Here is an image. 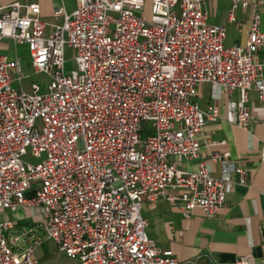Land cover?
I'll return each instance as SVG.
<instances>
[{
    "label": "built area",
    "instance_id": "1",
    "mask_svg": "<svg viewBox=\"0 0 264 264\" xmlns=\"http://www.w3.org/2000/svg\"><path fill=\"white\" fill-rule=\"evenodd\" d=\"M74 1L70 15L54 11L63 21L49 34L38 5L0 9V42L26 46L32 75L46 77L44 92L26 89L19 59L0 55V210L13 215L0 222V264H41L45 242L77 264H198L158 247L141 210L164 200L184 218L194 209L212 218L230 175L243 184L229 153L210 157L218 179L203 160L195 171L176 165L200 158L197 136L220 118L218 106L194 102L200 85L227 100V121L241 130L255 119L251 92L264 110L259 15L245 46H225V29L206 22L207 0ZM227 1L233 22L247 4ZM28 152L42 160L25 162ZM234 264L255 262L246 255Z\"/></svg>",
    "mask_w": 264,
    "mask_h": 264
},
{
    "label": "crops",
    "instance_id": "2",
    "mask_svg": "<svg viewBox=\"0 0 264 264\" xmlns=\"http://www.w3.org/2000/svg\"><path fill=\"white\" fill-rule=\"evenodd\" d=\"M233 22L228 21L231 3L227 0H207L204 11L207 24L219 25L225 29L224 45L245 46L252 16L259 15V31L264 33V0H240ZM13 3L38 5L40 19L46 25L45 33L60 25L62 17H54L58 8L70 15L76 9L74 0H0V9ZM225 45V46H227ZM23 49L25 55H21ZM0 55L9 60L18 58L22 70L32 75L30 58L26 46H15L12 42H0ZM264 57V48L259 53ZM30 73V74H29ZM236 98V95L232 97ZM194 102L203 110L208 106L219 107L220 118L204 126L197 136L200 158L183 159L177 168L195 171L203 160L212 178L221 176L218 162L210 160L215 153H229V160L243 171V184L239 176L229 177L230 190L224 204L212 218H207L200 209H194L184 218L177 207L160 200L155 204L144 203L141 214L147 223L148 237L162 249H170L180 262L198 260L206 264H234L241 257L250 255L255 264H264V110L256 93L249 95V106L255 119L248 130H241L227 121V100L216 99L209 85H200ZM222 143V144H221Z\"/></svg>",
    "mask_w": 264,
    "mask_h": 264
},
{
    "label": "rangeland",
    "instance_id": "3",
    "mask_svg": "<svg viewBox=\"0 0 264 264\" xmlns=\"http://www.w3.org/2000/svg\"><path fill=\"white\" fill-rule=\"evenodd\" d=\"M147 5H148V3H147ZM145 15H147V12H145ZM225 45H227V44H225ZM20 53H21V55H25L23 52V49L20 50ZM73 58H74L73 51L69 48H66V50H65V71L66 72H70L72 70H75V62H74ZM45 82H46V77L39 76V75L35 76V75L30 74V79L25 81L24 86L27 89L28 88L27 86L30 83H36L40 86L41 92H44L45 88H46ZM12 87L14 89L18 90L17 84H14ZM142 130L143 131L151 130L150 123H143L142 124ZM144 137H146L145 132L142 133V138H144ZM23 160L29 164H36V163H39L42 159L41 158H34L28 152L27 155L23 158ZM6 215L10 219H12V217H13V215L10 214L8 211L0 210V222L3 221V218ZM37 221H38V218L34 217V218H30L29 220H24L21 223L23 225H31ZM40 236H42V235H40ZM36 254H37L38 260L40 261L41 264H77L76 261L67 259L62 253H60L58 251V249L51 242L43 243L42 246L40 248H38Z\"/></svg>",
    "mask_w": 264,
    "mask_h": 264
}]
</instances>
